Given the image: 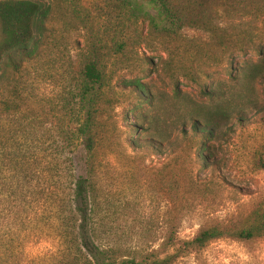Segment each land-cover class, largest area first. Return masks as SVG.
<instances>
[{
    "label": "rangeland",
    "instance_id": "1",
    "mask_svg": "<svg viewBox=\"0 0 264 264\" xmlns=\"http://www.w3.org/2000/svg\"><path fill=\"white\" fill-rule=\"evenodd\" d=\"M1 2L43 14L25 50L0 54L11 132L0 138V264L65 263L59 216L5 199L29 187L11 182L13 155L58 159L89 180L90 229L116 264H152L172 253L166 239L244 228L264 212V0ZM89 63L105 76L90 157L77 131ZM170 264H264V237L217 240Z\"/></svg>",
    "mask_w": 264,
    "mask_h": 264
},
{
    "label": "trees",
    "instance_id": "2",
    "mask_svg": "<svg viewBox=\"0 0 264 264\" xmlns=\"http://www.w3.org/2000/svg\"><path fill=\"white\" fill-rule=\"evenodd\" d=\"M35 7L24 2L0 3V30L4 39L0 44V54L27 48L31 18L34 15L43 14ZM83 78L82 92L86 110L84 120L77 131L85 153L90 157L95 147V117L92 106L97 99V91L104 86L105 76L94 63H89L83 69ZM193 126V131H197L198 126L195 124ZM2 134L9 135L11 132H4L0 122V138ZM207 135L211 136L212 132L208 131ZM2 152L0 150V158ZM6 162L13 170L10 172L13 175L11 182L19 184L21 178L23 184L29 187L26 190L20 188L15 191H6L5 199L15 201L22 207L30 200L35 204L34 210L38 217L42 210L48 212L49 209L59 216L58 239L64 247L61 253V258L65 261L63 264H116L111 251L98 245L90 229L91 184L88 179L75 175L71 164L68 166L65 162L60 163L58 159L13 155L8 157ZM70 219L74 220L72 227L69 226ZM263 237L264 212L255 210L249 215L248 225L244 228L212 226L199 230L194 239L189 242L175 243L171 239H166L163 248L172 249V253L152 264H170L192 249H203L208 244L221 239L250 242Z\"/></svg>",
    "mask_w": 264,
    "mask_h": 264
}]
</instances>
